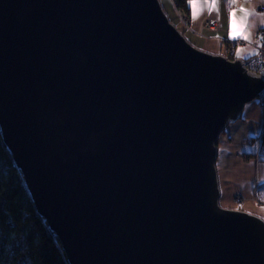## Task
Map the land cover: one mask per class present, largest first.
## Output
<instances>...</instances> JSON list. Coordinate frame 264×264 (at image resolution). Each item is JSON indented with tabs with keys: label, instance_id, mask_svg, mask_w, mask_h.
Instances as JSON below:
<instances>
[{
	"label": "water",
	"instance_id": "obj_1",
	"mask_svg": "<svg viewBox=\"0 0 264 264\" xmlns=\"http://www.w3.org/2000/svg\"><path fill=\"white\" fill-rule=\"evenodd\" d=\"M264 91L158 0H0V133L68 264H264L215 143Z\"/></svg>",
	"mask_w": 264,
	"mask_h": 264
},
{
	"label": "crops",
	"instance_id": "obj_2",
	"mask_svg": "<svg viewBox=\"0 0 264 264\" xmlns=\"http://www.w3.org/2000/svg\"><path fill=\"white\" fill-rule=\"evenodd\" d=\"M258 6L264 7V0H237L236 4L231 6L227 4L226 0H219L217 16L215 10L209 11L208 5L204 3V0H199L196 10L198 18L193 20V9L188 1L189 15L185 16L187 17L191 37L195 40V43H199L198 47L210 54H228L234 60L250 58L255 54L256 50V32L264 24V13L258 11ZM239 7H244L253 13V16L249 20L251 40L247 42L244 40L228 39L229 12L237 10ZM237 15H240L238 11ZM211 19L215 20L218 24L215 30H209L204 27V24ZM194 33L199 35H195ZM237 48L244 49V53L239 57L236 55ZM263 121L262 109L258 98L244 104L237 118L227 123L223 128L222 132H224V135L221 136V133L219 134L218 138L221 136L222 140L218 144V147H216L215 159L219 192L218 200L226 205L228 203L232 204L231 197L233 194L240 195V190H243V192L247 191L248 194H246L245 202L242 203L244 206L243 210L262 220H264V208L252 202L250 189H253L255 183L264 186V163L254 156ZM250 139H253L254 143H251ZM236 144H241L244 147L245 151H241L240 154H252L251 159H238L239 161H237L241 163L242 168L247 172L240 183H237L239 168L233 164V154L235 152L233 146ZM251 171L255 176L254 183L251 180ZM246 175L247 177L245 178Z\"/></svg>",
	"mask_w": 264,
	"mask_h": 264
},
{
	"label": "trees",
	"instance_id": "obj_3",
	"mask_svg": "<svg viewBox=\"0 0 264 264\" xmlns=\"http://www.w3.org/2000/svg\"><path fill=\"white\" fill-rule=\"evenodd\" d=\"M189 0H173L189 15ZM233 59L232 56H229ZM257 98L264 117V91ZM257 157L264 162V123L257 139ZM0 264H68L61 245L38 214L22 174L0 133Z\"/></svg>",
	"mask_w": 264,
	"mask_h": 264
},
{
	"label": "rangeland",
	"instance_id": "obj_4",
	"mask_svg": "<svg viewBox=\"0 0 264 264\" xmlns=\"http://www.w3.org/2000/svg\"><path fill=\"white\" fill-rule=\"evenodd\" d=\"M158 2L160 4V7H161L162 11L166 15V17L168 19V22L173 25V27L178 31V33H180V35L182 37H184L186 42L189 43L191 46H193L195 49L200 50L202 52H205L207 54H210V53L202 50L200 47H198L199 43H195V40L192 39V37H191L192 35L189 32L190 29H189V24H188V21H187V17L180 10H178V9H176L174 7L173 0H158ZM217 26H218V24H217ZM204 27H206L209 30H215V29H210V27H207L206 23L204 24ZM194 34L196 35L197 33H194ZM197 35H199V34H197ZM211 55L222 56L226 60H229V61H233L234 60V59H230L228 54L227 55H225V54L224 55L211 54ZM262 117H263V114H262ZM263 120H264V117H263ZM220 133H221L220 134L221 136L224 135V132L221 131ZM221 136H220V138H217L216 143H215V147H218V144H220V141L222 140ZM250 141H251V143H254L253 139H250ZM233 149L235 151L234 154H233V161H234L233 164L236 165L237 168H239L238 169V176H237V178L239 180L237 179V183H240L243 180V178H244V174L247 173V172H246V170L244 168H242L241 163H239L237 161H239L238 159H240V160L241 159L242 160L251 159L252 154H249V153L248 154L247 153L240 154L241 151H245L244 147L241 144L234 145ZM257 151H258V147H256V152L254 153L255 157H257ZM250 176H251L252 183H254L255 176H254V173H252V171L250 173ZM246 177H247V175L245 176V178ZM239 192L241 193L240 195H238V194H233L232 195V197H231L232 204L228 203L226 205V204L222 203V201L218 200V206L223 208V209H229V210H236V211L246 212V211L243 210L244 206L242 205V203L245 202L246 194H248V193H247V191L243 192V190L242 191L240 190ZM250 195H251V198H252V202L254 204L264 208V186L263 185H261V184L257 185V183H255L254 186H253V189H250ZM246 213H248V212H246ZM248 214H250V213H248Z\"/></svg>",
	"mask_w": 264,
	"mask_h": 264
},
{
	"label": "snow or ice",
	"instance_id": "obj_5",
	"mask_svg": "<svg viewBox=\"0 0 264 264\" xmlns=\"http://www.w3.org/2000/svg\"><path fill=\"white\" fill-rule=\"evenodd\" d=\"M229 6L235 5L237 0H226ZM189 3L193 9V20L198 18L197 15V4L199 0H189ZM204 3L208 5L209 11L215 10L218 16V4L219 0H204ZM237 11L240 15H237ZM253 16V13L244 7H239L237 10H232L229 12V34L228 39L230 40H244L250 41L251 35L249 32L250 17ZM244 53V49L237 48L236 55L239 57ZM254 54V53H249Z\"/></svg>",
	"mask_w": 264,
	"mask_h": 264
},
{
	"label": "built area",
	"instance_id": "obj_6",
	"mask_svg": "<svg viewBox=\"0 0 264 264\" xmlns=\"http://www.w3.org/2000/svg\"><path fill=\"white\" fill-rule=\"evenodd\" d=\"M258 11L264 13V7L258 6ZM206 26L210 27V29H216L217 23L215 20H208L206 22ZM256 50L255 54L246 59H239L240 64L244 71L254 77L260 78L264 81V24L263 26L256 32Z\"/></svg>",
	"mask_w": 264,
	"mask_h": 264
}]
</instances>
